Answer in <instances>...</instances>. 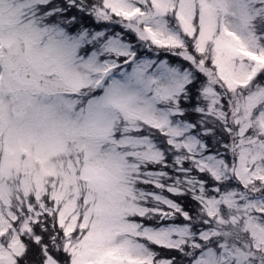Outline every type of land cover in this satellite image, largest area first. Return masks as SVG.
<instances>
[{
  "label": "snow or ice",
  "instance_id": "snow-or-ice-1",
  "mask_svg": "<svg viewBox=\"0 0 264 264\" xmlns=\"http://www.w3.org/2000/svg\"><path fill=\"white\" fill-rule=\"evenodd\" d=\"M0 264H264V0H0Z\"/></svg>",
  "mask_w": 264,
  "mask_h": 264
}]
</instances>
